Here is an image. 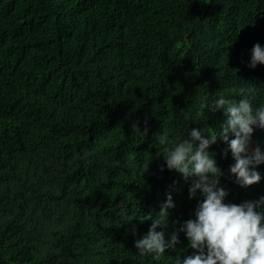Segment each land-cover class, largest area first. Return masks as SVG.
I'll use <instances>...</instances> for the list:
<instances>
[{
    "label": "trees",
    "instance_id": "obj_1",
    "mask_svg": "<svg viewBox=\"0 0 264 264\" xmlns=\"http://www.w3.org/2000/svg\"><path fill=\"white\" fill-rule=\"evenodd\" d=\"M257 43L264 0H0V264L192 255L183 232L159 260L134 247L169 195V226L156 229L166 241L202 200L157 157L156 137L213 135L226 119L215 101L239 102L241 88L264 104V65L248 67ZM251 143L264 153V130ZM209 152L224 203L264 197V164L259 183L240 187L228 145Z\"/></svg>",
    "mask_w": 264,
    "mask_h": 264
},
{
    "label": "clouds",
    "instance_id": "obj_2",
    "mask_svg": "<svg viewBox=\"0 0 264 264\" xmlns=\"http://www.w3.org/2000/svg\"><path fill=\"white\" fill-rule=\"evenodd\" d=\"M257 65H264V48L259 43L251 49L248 67L255 69ZM254 92L249 87L241 88L239 102L224 96L215 101L211 111L222 110L226 119L211 136L204 129L193 128L187 138L182 136L175 141H171L167 132L156 137L162 146L157 157H162L168 170L180 173L189 183V199L196 198L199 192L202 200L194 210V219H188L179 228L175 227L178 222H173V231L166 241L164 231L156 229L169 226V210L174 208L169 195L160 205L147 234L134 243L140 257L159 260L167 251H176L179 234L183 232L193 254L183 258L177 255L173 264H264V212L257 211L264 206V197L239 205L224 203L229 193L219 186L223 172L209 152L219 139L228 145L235 161L228 170L235 182L240 187L260 182L261 175L255 169L264 164V153L259 145L250 148V144L254 130H264V104H253ZM133 128L139 132L135 125ZM230 136L234 138L230 140ZM118 215H125V210L121 208ZM133 218L129 217L127 222Z\"/></svg>",
    "mask_w": 264,
    "mask_h": 264
},
{
    "label": "rangeland",
    "instance_id": "obj_3",
    "mask_svg": "<svg viewBox=\"0 0 264 264\" xmlns=\"http://www.w3.org/2000/svg\"><path fill=\"white\" fill-rule=\"evenodd\" d=\"M255 146H254V144L253 143H251L250 144V148H254Z\"/></svg>",
    "mask_w": 264,
    "mask_h": 264
}]
</instances>
